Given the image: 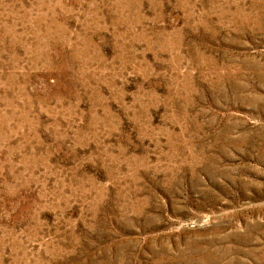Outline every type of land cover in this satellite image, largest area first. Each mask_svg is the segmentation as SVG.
<instances>
[{"label": "rangeland", "instance_id": "374dc122", "mask_svg": "<svg viewBox=\"0 0 264 264\" xmlns=\"http://www.w3.org/2000/svg\"><path fill=\"white\" fill-rule=\"evenodd\" d=\"M0 264H264V0H0Z\"/></svg>", "mask_w": 264, "mask_h": 264}]
</instances>
